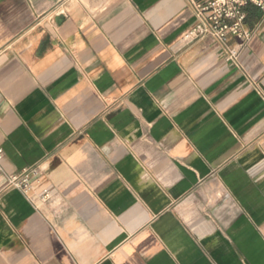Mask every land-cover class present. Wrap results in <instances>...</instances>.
Instances as JSON below:
<instances>
[{"label": "crops", "instance_id": "crops-1", "mask_svg": "<svg viewBox=\"0 0 264 264\" xmlns=\"http://www.w3.org/2000/svg\"><path fill=\"white\" fill-rule=\"evenodd\" d=\"M246 13L232 67L184 40L187 0H0V264H264V13ZM27 168L39 210L7 183Z\"/></svg>", "mask_w": 264, "mask_h": 264}, {"label": "built area", "instance_id": "built-area-1", "mask_svg": "<svg viewBox=\"0 0 264 264\" xmlns=\"http://www.w3.org/2000/svg\"><path fill=\"white\" fill-rule=\"evenodd\" d=\"M194 16V23L184 40H200L211 37L222 46L225 61L232 67L239 66V57L253 34L246 26V8L253 6L264 13V0H187ZM231 38L241 41L232 48ZM4 152L0 149V171ZM8 186L19 191L36 210L52 199V191L45 187L39 194L36 188L42 183L39 168H27L7 175Z\"/></svg>", "mask_w": 264, "mask_h": 264}]
</instances>
